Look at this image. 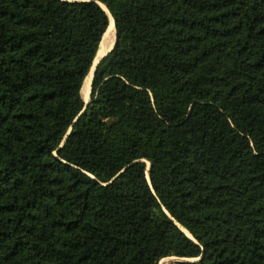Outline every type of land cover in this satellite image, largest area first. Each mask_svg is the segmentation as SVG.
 Here are the masks:
<instances>
[{
  "label": "trees",
  "instance_id": "1",
  "mask_svg": "<svg viewBox=\"0 0 264 264\" xmlns=\"http://www.w3.org/2000/svg\"><path fill=\"white\" fill-rule=\"evenodd\" d=\"M171 256L264 264V0H0V264Z\"/></svg>",
  "mask_w": 264,
  "mask_h": 264
},
{
  "label": "bare ground",
  "instance_id": "2",
  "mask_svg": "<svg viewBox=\"0 0 264 264\" xmlns=\"http://www.w3.org/2000/svg\"><path fill=\"white\" fill-rule=\"evenodd\" d=\"M102 7L108 13L110 20H109V27H108L106 33L104 34L103 39L100 43L99 50L97 52L95 60L98 59L99 57L103 56L109 50V48L112 46V44L115 40V33H116L115 25H114V19H113L112 15L110 14L109 10H107L106 6H104L102 4ZM91 82H92V71H90L89 74L87 75V77L83 83V86L81 88V95L85 101H87L90 98L89 94L91 91ZM179 226L184 230V232L186 234H188L190 237H192V235L184 227H182L181 225H179ZM165 259L166 258L161 259V263Z\"/></svg>",
  "mask_w": 264,
  "mask_h": 264
},
{
  "label": "rangeland",
  "instance_id": "3",
  "mask_svg": "<svg viewBox=\"0 0 264 264\" xmlns=\"http://www.w3.org/2000/svg\"><path fill=\"white\" fill-rule=\"evenodd\" d=\"M106 53H107V52H106ZM106 53H105V54H106ZM101 57H102V56H101ZM101 57H99L98 59H96V60H95V63L92 65V67H91L92 75H93V72H94V70H95V68H96L97 62L101 59ZM92 79H93V78H92ZM89 97H90V98H89L87 101H90V99H91V91H90ZM82 98H83V97H82ZM87 101H85V102H87ZM175 260H178V258H176V257H174V256L166 257V259L163 260L162 263H161V260H160V263H159V264H169L171 261H175Z\"/></svg>",
  "mask_w": 264,
  "mask_h": 264
},
{
  "label": "water",
  "instance_id": "4",
  "mask_svg": "<svg viewBox=\"0 0 264 264\" xmlns=\"http://www.w3.org/2000/svg\"><path fill=\"white\" fill-rule=\"evenodd\" d=\"M101 6H102V4H101ZM104 6H105V5H104ZM106 8H107V7H106ZM107 10H108V9H107ZM116 37H117V36H116V33H115V40H114L112 46H111V47L109 48V50L107 51V53L110 52V51L112 50V48H113V46H114V44H115V41H116ZM107 53H106V54H107ZM106 54H104V55L101 57V59H102ZM99 61H100V60H99ZM99 61H98V62H99ZM98 62H97V63H98ZM94 63H95V60H94L93 64H94ZM90 71H91V69H90ZM90 71H89V72H90ZM89 72H88V74H89ZM88 74H87V75H88ZM93 75H94V72H93ZM93 75H92V78H93ZM83 100H84V98H83ZM84 102H85V100H84ZM88 102H89V101L85 102V105H86ZM178 226H179V225H178ZM179 227H180V226H179ZM180 228H181V227H180ZM181 230L184 232V230H183L182 228H181ZM184 233H185V232H184ZM186 235H188V234H186ZM188 236H189V235H188ZM189 237H190V236H189ZM190 238L193 239V237H190ZM174 257H175V256H174ZM176 258H178V257H176ZM178 259H183V258H178ZM197 259H199V258H197Z\"/></svg>",
  "mask_w": 264,
  "mask_h": 264
}]
</instances>
